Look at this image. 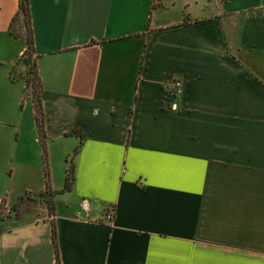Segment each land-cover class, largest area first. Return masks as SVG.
I'll list each match as a JSON object with an SVG mask.
<instances>
[{
	"label": "crops",
	"instance_id": "1",
	"mask_svg": "<svg viewBox=\"0 0 264 264\" xmlns=\"http://www.w3.org/2000/svg\"><path fill=\"white\" fill-rule=\"evenodd\" d=\"M29 1L46 160L65 178L67 133H84L60 194L78 208L0 218V264H55L53 224L60 264H264V0L177 18L166 0ZM18 6L0 0V38ZM28 70L0 61V202L46 189Z\"/></svg>",
	"mask_w": 264,
	"mask_h": 264
},
{
	"label": "trees",
	"instance_id": "2",
	"mask_svg": "<svg viewBox=\"0 0 264 264\" xmlns=\"http://www.w3.org/2000/svg\"><path fill=\"white\" fill-rule=\"evenodd\" d=\"M163 4L159 2L158 0H153L152 4V10L156 9L157 7L162 6ZM32 22V16L30 12V1L29 0H19V6L18 10L13 17L12 21H10L9 24V32L10 34L16 38V39H21L25 42L26 44V50L24 54L21 55V60L28 64L30 66V70H28V78L26 79L27 82V88L28 92L33 100V106L35 109V121H36V127L38 129V136L40 143L42 145V152L44 156V170H45V177H46V189L43 192L40 193H32V192H25L20 196L21 201H23V195H26L27 199H31L32 195H39L42 193H47L49 198H48V203H47V209L49 212V216L54 214V207H55V202L54 198H56L57 195L64 193V192H70L73 188V183H75V174H74V159L78 152L81 149L83 140H84V133L82 132L81 129H73L67 135H77L80 137V144L72 151V153L67 157V163L68 167H66L65 173H66V178H65V183L64 186L61 190L59 191H53L50 187V177H49V171H48V163L46 160V147H45V126H44V110H43V105H42V97H41V84H40V79L37 75L36 72V62L35 59L33 58V54H35V45H34V34H33V29L31 26ZM22 23L25 25L26 33L24 34L21 31ZM32 57V58H31ZM14 210H15V216L18 218L21 217L24 213L22 209H18V205H14ZM34 209H30L26 213L32 211ZM25 214V213H24ZM1 218V217H0ZM3 220V219H2ZM56 226L53 224V230H52V239L54 243V249H55V254H56V262L55 264H60V254H59V243H58V237H57V232H56Z\"/></svg>",
	"mask_w": 264,
	"mask_h": 264
},
{
	"label": "rangeland",
	"instance_id": "3",
	"mask_svg": "<svg viewBox=\"0 0 264 264\" xmlns=\"http://www.w3.org/2000/svg\"><path fill=\"white\" fill-rule=\"evenodd\" d=\"M159 2L163 3L165 0H158ZM167 2H172V4L169 3V11L167 12V16L170 18H177L179 15L183 13H187V11H190L191 13H199L202 14L203 12H208L209 8L206 6L204 7V3L202 0H166ZM191 2V6L188 7V9L185 7V3ZM206 2V0H205ZM207 4L209 2H206ZM217 0H214L210 3L211 9L215 8ZM206 5V4H205ZM205 10V11H204ZM21 31L25 34L26 29L24 23H22ZM24 41L21 39H16L13 36H5L0 38V61L6 60L11 62H19L21 61V54L19 53V49L24 46ZM32 58V57H31ZM28 100V106L29 108H32L31 101L29 97ZM48 169H49V175L50 180L52 177V180H64L63 171L61 169L62 163H58V160L55 159L53 163L48 161ZM21 196V195H20ZM20 196L14 197L10 203H7L6 201L0 202V217L1 219H12L11 221H21L22 219L28 218L31 216V212L26 213L30 209L36 210L38 213L45 212V209H47V203H48V194L42 193L39 195H32L31 199H27L26 195H23V201H21ZM82 202V201H81ZM14 205H18V209H22L24 211L23 215L21 217L15 216V210ZM55 206L56 209L60 213H71L73 210H76L78 208L77 200L73 195H58L55 198ZM81 209V204H80ZM10 221V220H8ZM1 222V226L6 227L7 225H10V223Z\"/></svg>",
	"mask_w": 264,
	"mask_h": 264
},
{
	"label": "built area",
	"instance_id": "4",
	"mask_svg": "<svg viewBox=\"0 0 264 264\" xmlns=\"http://www.w3.org/2000/svg\"><path fill=\"white\" fill-rule=\"evenodd\" d=\"M92 208V203L90 201L83 200L81 202V213L84 214L85 219L90 218ZM106 217L107 219L111 220L113 217V211H109Z\"/></svg>",
	"mask_w": 264,
	"mask_h": 264
},
{
	"label": "water",
	"instance_id": "5",
	"mask_svg": "<svg viewBox=\"0 0 264 264\" xmlns=\"http://www.w3.org/2000/svg\"><path fill=\"white\" fill-rule=\"evenodd\" d=\"M96 204H92L93 207H95Z\"/></svg>",
	"mask_w": 264,
	"mask_h": 264
}]
</instances>
